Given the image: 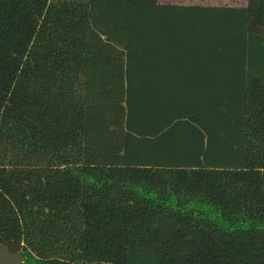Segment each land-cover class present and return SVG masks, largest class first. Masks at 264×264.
Segmentation results:
<instances>
[{
  "label": "trees",
  "instance_id": "1",
  "mask_svg": "<svg viewBox=\"0 0 264 264\" xmlns=\"http://www.w3.org/2000/svg\"><path fill=\"white\" fill-rule=\"evenodd\" d=\"M0 243L264 264V0H0Z\"/></svg>",
  "mask_w": 264,
  "mask_h": 264
},
{
  "label": "water",
  "instance_id": "2",
  "mask_svg": "<svg viewBox=\"0 0 264 264\" xmlns=\"http://www.w3.org/2000/svg\"><path fill=\"white\" fill-rule=\"evenodd\" d=\"M0 264H23V254L21 251L12 252L0 243Z\"/></svg>",
  "mask_w": 264,
  "mask_h": 264
},
{
  "label": "rangeland",
  "instance_id": "3",
  "mask_svg": "<svg viewBox=\"0 0 264 264\" xmlns=\"http://www.w3.org/2000/svg\"><path fill=\"white\" fill-rule=\"evenodd\" d=\"M165 2L172 3H184V4H193V3H202V4H218V5H242L245 3V0H161Z\"/></svg>",
  "mask_w": 264,
  "mask_h": 264
},
{
  "label": "crops",
  "instance_id": "4",
  "mask_svg": "<svg viewBox=\"0 0 264 264\" xmlns=\"http://www.w3.org/2000/svg\"><path fill=\"white\" fill-rule=\"evenodd\" d=\"M149 132V131H148Z\"/></svg>",
  "mask_w": 264,
  "mask_h": 264
}]
</instances>
